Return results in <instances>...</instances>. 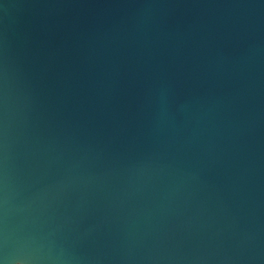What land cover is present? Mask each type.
I'll use <instances>...</instances> for the list:
<instances>
[{"label": "water", "instance_id": "1", "mask_svg": "<svg viewBox=\"0 0 264 264\" xmlns=\"http://www.w3.org/2000/svg\"><path fill=\"white\" fill-rule=\"evenodd\" d=\"M4 264H264V0H0Z\"/></svg>", "mask_w": 264, "mask_h": 264}, {"label": "snow or ice", "instance_id": "2", "mask_svg": "<svg viewBox=\"0 0 264 264\" xmlns=\"http://www.w3.org/2000/svg\"><path fill=\"white\" fill-rule=\"evenodd\" d=\"M4 250H5V239L3 235V230L0 228V264H4ZM25 254L21 250L20 258L17 259V264H24Z\"/></svg>", "mask_w": 264, "mask_h": 264}]
</instances>
